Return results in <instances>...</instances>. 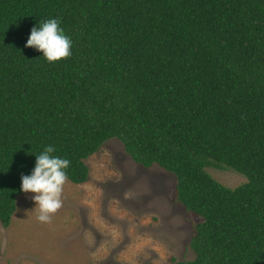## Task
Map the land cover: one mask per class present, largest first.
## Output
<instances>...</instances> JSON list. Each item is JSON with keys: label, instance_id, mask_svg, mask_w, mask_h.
I'll return each mask as SVG.
<instances>
[{"label": "trees", "instance_id": "obj_1", "mask_svg": "<svg viewBox=\"0 0 264 264\" xmlns=\"http://www.w3.org/2000/svg\"><path fill=\"white\" fill-rule=\"evenodd\" d=\"M49 19L71 58L26 47ZM112 139L199 219L194 260L165 264H264V0H0V224L46 146L84 184Z\"/></svg>", "mask_w": 264, "mask_h": 264}, {"label": "rangeland", "instance_id": "obj_2", "mask_svg": "<svg viewBox=\"0 0 264 264\" xmlns=\"http://www.w3.org/2000/svg\"><path fill=\"white\" fill-rule=\"evenodd\" d=\"M86 164L89 180H67L62 207L38 220L34 193L17 198L9 227L0 224V264H165L194 260L190 243L199 220L177 202L176 179L134 163L117 139ZM222 185L247 182L228 168H207Z\"/></svg>", "mask_w": 264, "mask_h": 264}, {"label": "clouds", "instance_id": "obj_3", "mask_svg": "<svg viewBox=\"0 0 264 264\" xmlns=\"http://www.w3.org/2000/svg\"><path fill=\"white\" fill-rule=\"evenodd\" d=\"M26 47L42 52L49 63L69 59L72 55V41L65 35L56 19L46 20L34 27ZM54 151L51 145L46 146L42 153L36 156L32 174L21 176L22 191L35 194V210L39 209L40 215L37 218L42 223H50L52 215L62 207L61 195L68 180L66 169L69 168L70 161L53 156Z\"/></svg>", "mask_w": 264, "mask_h": 264}]
</instances>
